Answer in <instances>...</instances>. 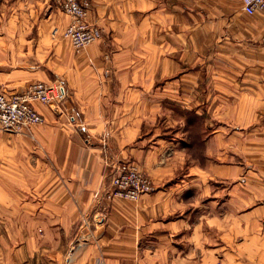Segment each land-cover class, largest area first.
<instances>
[{
	"label": "crops",
	"instance_id": "obj_1",
	"mask_svg": "<svg viewBox=\"0 0 264 264\" xmlns=\"http://www.w3.org/2000/svg\"><path fill=\"white\" fill-rule=\"evenodd\" d=\"M89 1L102 38L76 52L52 0H0V90L63 83L30 134L0 131V264H264V15L241 0ZM207 61L238 77L231 104H151L197 94ZM119 161L154 190L107 198Z\"/></svg>",
	"mask_w": 264,
	"mask_h": 264
},
{
	"label": "built area",
	"instance_id": "obj_2",
	"mask_svg": "<svg viewBox=\"0 0 264 264\" xmlns=\"http://www.w3.org/2000/svg\"><path fill=\"white\" fill-rule=\"evenodd\" d=\"M58 8L70 17V23L62 33L70 45L80 51L100 38L96 26L87 23L89 0H53ZM247 15H264V0H241ZM63 87L58 84L34 82L21 92L7 96L0 90V131L30 134L43 122L37 104L52 106L62 96ZM108 197L137 201L140 196L154 190L150 178L134 161H121L113 165Z\"/></svg>",
	"mask_w": 264,
	"mask_h": 264
},
{
	"label": "rangeland",
	"instance_id": "obj_3",
	"mask_svg": "<svg viewBox=\"0 0 264 264\" xmlns=\"http://www.w3.org/2000/svg\"><path fill=\"white\" fill-rule=\"evenodd\" d=\"M54 4L58 8V6L56 5L55 2H54ZM58 9L60 11H62L60 8H58ZM62 12H64V11H62ZM88 12H89V10H88ZM87 23L89 24V26H96L99 29L100 38L98 40H100L102 38V30L96 24L90 23L88 21V16H87ZM92 43H90V44H92ZM90 44H88V45H90ZM85 48L81 49L80 51L84 50ZM73 50H75V49L73 48ZM76 52H79V51H76ZM228 63L229 62H227V61H215V62L207 61V62H204V67L195 68V69H200V72H202V74L199 78V84H201V90H199V88H198L197 94H195V93H188L187 95L182 94V95H185V98L183 100H181L178 97V96H181V94L172 93V94H175V96H174L175 99L172 98L173 100L172 99H166L165 101H163V100L159 99L160 97L163 96L162 94H159V92L158 93L151 92V104H155V102H158V104H193L192 101H197L199 104H231L233 102V100H235V97L238 95V92L240 89L236 87L237 89L234 90L233 89L234 87L230 86V84L231 85L237 84L236 81H237L238 77L235 78L233 73H232V70L228 69L229 68ZM59 81H60V84H62V86H63V83L61 82V80H59ZM157 91H159V89H157ZM240 91H242V90H240ZM158 96H159V98H158ZM160 100H161V102H160ZM167 109L171 110V112L169 111L167 113H168V116L170 115V117L173 118L174 121L178 120V118H182V119L188 118V121H189L188 127L185 128V129H187V131H189L193 135L196 134L197 131H200L201 126L199 124L195 123V120L193 119L194 115L192 113H190V111L185 112V109L183 111L182 108H180L179 106H174V105H172V106L167 105ZM210 113H211V110H209V114L207 112H205L204 117L202 116V118L204 120L203 123L205 126L204 127L205 135L209 134L208 131L210 130V128L207 127L209 125L205 124V120L208 118ZM165 119H168V117L162 116L158 119L161 122V125H166V123H164L166 121ZM176 127L178 128L179 124ZM195 141L196 140L194 139L193 143H195ZM119 162H121V161H119ZM145 174H147V173L145 172ZM112 175H113V168H112V171L110 172L109 177H112ZM147 176H148V174H147ZM107 198L112 199L114 197L111 196V197H107Z\"/></svg>",
	"mask_w": 264,
	"mask_h": 264
}]
</instances>
